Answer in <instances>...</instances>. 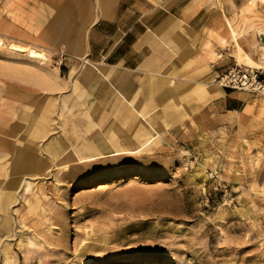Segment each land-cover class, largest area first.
I'll return each instance as SVG.
<instances>
[{
  "label": "rangeland",
  "instance_id": "obj_1",
  "mask_svg": "<svg viewBox=\"0 0 264 264\" xmlns=\"http://www.w3.org/2000/svg\"><path fill=\"white\" fill-rule=\"evenodd\" d=\"M67 1L0 0V264H264V92L236 91L237 112L189 103L180 135L111 153L99 141L117 137L114 117L89 116L85 60L44 45ZM236 7L249 33L236 60L264 78V0Z\"/></svg>",
  "mask_w": 264,
  "mask_h": 264
},
{
  "label": "crops",
  "instance_id": "obj_2",
  "mask_svg": "<svg viewBox=\"0 0 264 264\" xmlns=\"http://www.w3.org/2000/svg\"><path fill=\"white\" fill-rule=\"evenodd\" d=\"M67 3V20L59 17L56 22L62 26V34L57 33L54 24L44 45L56 47L62 43L66 55L85 60L87 70L82 78L87 81V94L95 102V110L89 116L102 115L105 124L114 117L110 123L116 126L117 137L99 141L102 146L112 147L111 153H143L158 143L163 133L180 135L182 126L188 125L187 108L190 105L195 109L201 100L218 109L221 105L232 112L241 109L243 101L238 92L211 82L217 57L224 58L219 61L223 68L237 59L238 48L246 53L242 40L249 33L241 37L245 29L240 33L233 25L236 0ZM250 54L254 55L252 51ZM40 55L43 59L38 61H45L44 54ZM251 61L248 59V64ZM124 126L132 130L125 131ZM49 130L46 119L37 126L35 134L41 136ZM61 141L59 150L65 149L66 136ZM70 141L69 148L73 146ZM88 151L104 153L90 148ZM20 183L17 180L14 185Z\"/></svg>",
  "mask_w": 264,
  "mask_h": 264
},
{
  "label": "built area",
  "instance_id": "obj_3",
  "mask_svg": "<svg viewBox=\"0 0 264 264\" xmlns=\"http://www.w3.org/2000/svg\"><path fill=\"white\" fill-rule=\"evenodd\" d=\"M215 82L224 90L264 92L263 72L260 69L240 65L236 61L218 74Z\"/></svg>",
  "mask_w": 264,
  "mask_h": 264
},
{
  "label": "bare ground",
  "instance_id": "obj_4",
  "mask_svg": "<svg viewBox=\"0 0 264 264\" xmlns=\"http://www.w3.org/2000/svg\"><path fill=\"white\" fill-rule=\"evenodd\" d=\"M14 49L16 50V51H18V52H23L20 48H17V47H14ZM27 56H28V58L29 59H32V60H34V61H37V60H41V59H43V56L42 55H40V53L39 54H37V53H35L34 51H29L28 52V54H27ZM46 58V57H45ZM237 62V61H236ZM238 63V62H237ZM251 64H253V65H258V64H255L254 62H250ZM249 63V64H250ZM239 64V63H238ZM241 65V64H240ZM214 80V82H215V78H213L212 79V81ZM212 84L213 85H215V86H217V87H219V88H221L218 84H214L213 82H212ZM65 169H67V166H66V168ZM25 180V179H24ZM23 180V182H24V184L25 183H27L26 181H24ZM22 182V183H23Z\"/></svg>",
  "mask_w": 264,
  "mask_h": 264
}]
</instances>
